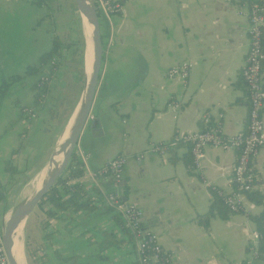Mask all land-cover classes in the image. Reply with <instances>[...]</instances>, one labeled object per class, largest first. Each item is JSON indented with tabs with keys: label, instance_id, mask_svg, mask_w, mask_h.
<instances>
[{
	"label": "crops",
	"instance_id": "crops-1",
	"mask_svg": "<svg viewBox=\"0 0 264 264\" xmlns=\"http://www.w3.org/2000/svg\"><path fill=\"white\" fill-rule=\"evenodd\" d=\"M119 1L122 9L111 17V26L101 27L99 84L89 113L92 118L77 147L89 154L92 170L117 155L126 158L120 192L143 210L142 226L159 235L172 264H241L249 255L251 233L258 230L253 216L264 215V200L253 201L243 193L241 203L249 213H229L226 218L215 214L207 226L199 222L211 203V187L235 191L237 150L206 147L203 169L198 172L192 167L189 143L180 142L164 152L153 147L205 129L204 115L225 137L246 131L249 100L240 71L249 46L248 19L238 4L226 0ZM47 13L44 6L33 7L31 0H0V84L36 63L51 47L54 35L71 39L70 27L78 24L73 12L68 17L73 16L74 25L62 22L57 13ZM82 21L88 39L84 16ZM183 60L190 63L187 81L168 77V68ZM73 75L64 60L51 81L58 79V85H63L75 79ZM37 78L17 79L0 95V223L28 195L23 193L20 199L19 190L26 192L27 184L49 162L52 145L47 151L42 148L45 155L36 158L30 148L32 135L44 138L54 133L49 124L44 130L38 126L43 121L40 113L59 127L69 120L60 121L64 88H50L43 100L35 101L32 86ZM171 100L180 104L176 113ZM56 105L59 112L53 111ZM25 107L36 116L25 114ZM261 115L264 119V105ZM250 170L253 190L264 197V145ZM75 181L90 183L86 175ZM95 188L105 195L112 189V179H100ZM35 208L23 228L26 264H71L59 260L57 252L82 255V264L135 262L133 248L112 213L62 211L47 218L42 208ZM43 220H47L45 228Z\"/></svg>",
	"mask_w": 264,
	"mask_h": 264
},
{
	"label": "built area",
	"instance_id": "built-area-1",
	"mask_svg": "<svg viewBox=\"0 0 264 264\" xmlns=\"http://www.w3.org/2000/svg\"><path fill=\"white\" fill-rule=\"evenodd\" d=\"M95 7L97 17L100 23L111 26V17L122 9L119 0H89ZM235 2L241 7V14H245L248 19V40L249 46L246 53L244 65L241 68L240 76L243 79L249 100L248 122L245 132L237 133L230 137H225L219 126L211 122L207 115L203 116L206 128L200 131L190 132L174 136L171 140L154 145V150L164 152L168 148L176 145V142H187L190 144V152L192 155V167L201 172L203 169V159L205 149L208 146L233 148L237 150L236 162L233 167L232 179L236 190L230 193L220 191L224 195V201L231 212H245L241 203L242 194L253 190L255 178L250 170L251 161L257 156L261 147L264 145V119L261 111L263 108L264 88L262 87V67L264 63V2L259 0H226ZM111 37V36H110ZM190 72V63L183 60L172 65L167 70V76L170 78H180L183 82L187 81ZM46 94H41V100ZM171 109L176 113L180 104L176 100L169 102ZM23 112L30 117H35L36 113L32 108H23ZM90 113V112H89ZM92 118V115H88ZM74 153L82 163L83 175L89 179L88 191L92 200L103 202L106 206L111 207L117 213L125 228V239L132 246L136 264H172V257L162 246L159 235L144 228L141 220L143 210L123 199L120 192L121 181L123 178V169L126 158L123 155H117L100 168L92 170L88 166L89 154L79 147H75ZM110 177L112 179V189L105 195L96 191L98 181L103 178ZM78 178V177H77ZM69 179L68 184L75 182V179ZM69 213V212H68ZM70 214V213H69ZM0 223V264H10L3 240V223ZM261 234L258 230L251 233L249 245L251 251L246 258L247 264H253V257L256 255V246Z\"/></svg>",
	"mask_w": 264,
	"mask_h": 264
},
{
	"label": "trees",
	"instance_id": "trees-1",
	"mask_svg": "<svg viewBox=\"0 0 264 264\" xmlns=\"http://www.w3.org/2000/svg\"><path fill=\"white\" fill-rule=\"evenodd\" d=\"M49 1L50 0H31L33 4H37L38 6H46ZM49 14L50 13H47V15ZM74 46L77 47V49H75ZM70 47H72V53L77 56L78 62L80 63L81 72H84L83 53L85 48V40L82 32L79 33L78 42L71 39L64 40L59 38L57 35H54L52 37L51 47L38 56L36 63L29 64L24 70L23 74L10 76L8 80L0 84V95L4 94L7 91L9 85L13 81L29 75H36L38 76V78L33 83L32 88H34L35 90V101L39 102L41 100V94H47L49 92L50 81L52 80V77L55 75L66 57L65 50H69ZM180 142L181 141L176 142L175 146L170 147L167 150H173L178 146ZM83 172L84 171L82 168V163L77 158L76 154L73 153L63 174L43 196L37 206L43 209V212L45 213L47 218L56 217L57 213L62 211L69 212L70 214L82 212L86 214L92 212L112 213V216L114 217L116 223L121 227V230L125 232V228L122 225L120 216L115 213L111 207L106 206L103 202L101 203L99 201L92 200L88 188L85 187L84 183L78 181H75L71 184L67 183L69 179L80 177ZM220 191L221 190L217 187H211L212 200L209 208L205 214L199 216V222L204 226H207L209 224L210 218L215 214H219L222 218H226L229 213H234L230 211L229 207L224 201V195L220 194ZM245 193H247L248 198L253 201L261 202L264 200V197H262L257 191L251 190ZM253 219L257 223V229L261 234V237L259 238L256 246L257 253L253 257V264H264V215L253 216ZM42 226L43 228L47 226V220H43ZM48 235H50V233H48L47 236ZM107 235L111 237L115 242H118L117 240H115L114 234L108 233ZM250 251L251 246L248 245L247 252L250 253ZM57 257L59 260L63 262H69L71 264L83 263L81 261V259L83 258L82 255L73 254L70 256H64L61 253L57 252ZM133 264H136V262H133ZM241 264H247L246 259L242 261Z\"/></svg>",
	"mask_w": 264,
	"mask_h": 264
},
{
	"label": "water",
	"instance_id": "water-1",
	"mask_svg": "<svg viewBox=\"0 0 264 264\" xmlns=\"http://www.w3.org/2000/svg\"><path fill=\"white\" fill-rule=\"evenodd\" d=\"M75 2L74 10L87 18L89 25H91V59L90 63L87 60V36L84 29L85 48L83 53L85 85L80 96L77 98L72 114L66 126L68 142L56 140L52 155L45 167H48L47 177L43 179L41 185L31 190V192L16 206L17 215L14 224L7 230L5 222L3 223V240L6 254L10 264H19L12 252L14 232L21 222L23 228L28 215L38 205L43 196L56 183L58 178L63 174L75 147L78 143V138L87 124L88 115L91 110L93 98L99 84L101 67L103 61V43L100 29V23L94 5L89 0H73ZM73 118V123L69 121ZM94 120H91L90 125L93 126ZM65 128H63L64 130ZM62 130V131H63ZM62 133V132H61ZM63 156L60 162H56L55 157L62 151ZM44 169V168H43ZM125 185V181L121 182V186ZM123 199L126 200L125 197Z\"/></svg>",
	"mask_w": 264,
	"mask_h": 264
},
{
	"label": "rangeland",
	"instance_id": "rangeland-1",
	"mask_svg": "<svg viewBox=\"0 0 264 264\" xmlns=\"http://www.w3.org/2000/svg\"><path fill=\"white\" fill-rule=\"evenodd\" d=\"M55 2V3H54ZM33 7H41L38 6L37 4H33L31 2ZM45 7L46 12L48 13H57L58 15L61 16L62 22H64L65 20L68 22L70 21L73 25V16L72 18L69 16V13H72L76 19H77V25H74V28L70 27V32H72V36H71V40L73 41H77L79 40V33L82 32L83 37H84V25H83V21H82V17L80 16L79 12H76L74 10V6H75V2L73 0H50L48 2V4L42 5ZM42 12V10L40 11ZM74 17V18H75ZM72 29V31H71ZM69 40V39H68ZM85 40V39H84ZM75 49H77V47L74 46ZM72 47L69 48V50H65V62H67L71 68V74H74L73 76L75 77V79H72L67 82L65 81V83L62 85H58L59 84V80L56 79L53 82L50 81V88H64V93L60 95V97H62V102L63 103V109H61V117H60V121L62 122V124H64L68 118H70L72 111H73V107L75 106V102L77 101V98L80 96V93L82 91V89L84 88L85 85V74L84 72L80 70V63L78 62L77 56L75 54L72 53ZM33 64V63H31ZM56 90H53L51 93H55ZM47 95V94H46ZM59 97V98H60ZM66 100V101H64ZM48 103V102H47ZM60 105H56L54 106L53 111H57L59 112ZM72 109V110H71ZM40 117L43 118V121H41V123L38 124V126L40 128H43L44 130V126H46L47 124H49L51 127H53L54 129V133H52L51 135H48L47 137L44 138H39L35 135L31 136V140H30V148H31V153H33V156L36 158L37 155H45V150L42 151V148H45L47 151V148L52 145L51 151H50V156L49 159L52 155L53 149H54V145L56 143V140L58 139L59 135L61 134L64 126L61 125L60 127L58 126V124L54 123L53 120H51L49 117H47V114H45V112H41L40 113ZM34 158V159H35ZM31 183V182H30ZM27 184V186L29 187V189H27L26 192H24L23 190H19L20 194L18 195V197L20 199H22L23 195L28 194L30 192L31 187L29 186V184ZM24 193V194H23ZM37 207V206H36ZM36 213V208L32 211V214L30 216V219L34 216V214ZM22 241H23V245H24V252H25V256H26V250H28V245L25 246V237L24 235H22ZM26 264V263H25Z\"/></svg>",
	"mask_w": 264,
	"mask_h": 264
},
{
	"label": "bare ground",
	"instance_id": "bare-ground-1",
	"mask_svg": "<svg viewBox=\"0 0 264 264\" xmlns=\"http://www.w3.org/2000/svg\"><path fill=\"white\" fill-rule=\"evenodd\" d=\"M84 16V15H83ZM84 20H85V26L87 27V31H88V39H87V46H86V51H87V60L88 63H90V59H91V25H89L87 18L84 16ZM70 123H73V118L70 120ZM59 143L60 142H65V146L67 145L68 142V136H67V130L65 129L61 135L58 138ZM63 152L64 149L62 151H60L57 156L55 157L56 162H60L63 156ZM47 173H48V167H44V169H42L39 174L37 175V178L34 179L31 183H30V192L33 189L38 188L41 185V182L43 181L44 178L47 177ZM29 192V193H30ZM28 193V194H29ZM16 215H17V208L16 206L12 207L11 210L5 215V228L8 230L15 222L16 219ZM22 235H23V222H21L19 224V226L17 227V229L14 232V236H13V246H12V252L13 255L15 256V258L17 259L19 264H25V255H24V245H23V241H22Z\"/></svg>",
	"mask_w": 264,
	"mask_h": 264
}]
</instances>
